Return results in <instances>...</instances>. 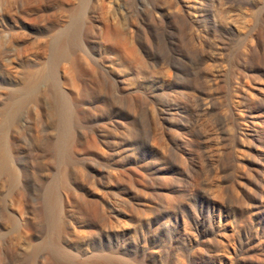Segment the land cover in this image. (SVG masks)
<instances>
[{
    "label": "rangeland",
    "instance_id": "rangeland-1",
    "mask_svg": "<svg viewBox=\"0 0 264 264\" xmlns=\"http://www.w3.org/2000/svg\"><path fill=\"white\" fill-rule=\"evenodd\" d=\"M0 264H264V0H0Z\"/></svg>",
    "mask_w": 264,
    "mask_h": 264
},
{
    "label": "bare ground",
    "instance_id": "bare-ground-1",
    "mask_svg": "<svg viewBox=\"0 0 264 264\" xmlns=\"http://www.w3.org/2000/svg\"><path fill=\"white\" fill-rule=\"evenodd\" d=\"M179 12H180V9H175V10L170 11V13H168V14H177ZM192 14H193V17H195L196 14L195 13H192ZM57 37H56L57 40H56L55 44L53 45L55 48V55L57 57V62H62V63L65 62L66 64L69 65L70 69L74 70L78 75H80L82 73V67L80 66V63H79L81 55L80 56L76 55L77 53L76 54H70L68 52L67 47H66V42H65V35L59 34ZM104 38L106 40H110V38L114 39L113 48L118 53L122 52V53L126 54V53L130 52V50L126 46V42H127L126 39L127 38H124V36L122 34H117V33L111 34L109 31H105ZM44 70L37 69V71L34 72L36 74L37 78L42 77V75H43L42 71H44ZM64 70H65V74H68L67 68L64 67ZM72 83H73V87L76 88L74 79H72ZM22 89L23 90L27 89V86L26 87L23 86Z\"/></svg>",
    "mask_w": 264,
    "mask_h": 264
}]
</instances>
